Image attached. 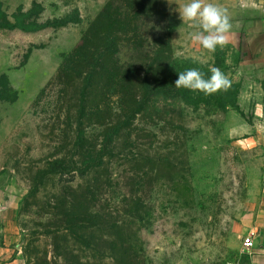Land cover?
Instances as JSON below:
<instances>
[{
    "label": "rangeland",
    "instance_id": "1",
    "mask_svg": "<svg viewBox=\"0 0 264 264\" xmlns=\"http://www.w3.org/2000/svg\"><path fill=\"white\" fill-rule=\"evenodd\" d=\"M111 1L44 0L34 8L32 0H0L12 22L31 11L34 30L0 32V206L6 208L0 262L59 264L54 238L46 234L58 226L59 185L81 179L76 173L59 178V156L73 152L59 128V88L50 83ZM184 2L164 0L165 17L145 22V50L154 58L170 49L177 92L178 73L190 68L205 78L210 67L219 68L231 87L212 95L185 89L196 102L189 107L155 99L157 116L164 110L160 117L168 122L149 112L125 133L121 154L110 159L104 205L122 214L131 193L138 195L148 218L137 240L143 264L243 263L245 231L264 220V0H204L226 9L232 24L227 45L215 52L192 39L200 29L179 18ZM59 24L65 29H52ZM166 104L177 107L170 111ZM100 131L89 129L88 136L100 143ZM135 157L154 158L156 169L141 163L135 170ZM82 251L88 257L82 264L114 262L104 242L93 259Z\"/></svg>",
    "mask_w": 264,
    "mask_h": 264
},
{
    "label": "trees",
    "instance_id": "2",
    "mask_svg": "<svg viewBox=\"0 0 264 264\" xmlns=\"http://www.w3.org/2000/svg\"><path fill=\"white\" fill-rule=\"evenodd\" d=\"M165 14L164 0H112L50 83L59 88V128L63 143L73 152L72 157L59 156V178L64 173H76L81 179L74 186L59 185L58 226L46 234L54 238V260L59 264H82L88 259L82 249L93 253L91 259L97 257L103 242L113 264H143L137 240L148 218L138 195L131 193L129 208L122 214L105 207L104 195L112 182L110 159L121 154L125 133L135 129L141 116L154 112L158 117L160 108L155 99L177 101L187 107L196 103L184 88L174 90L170 49L159 51L154 58L145 50L147 40L140 35L141 27L152 17L160 22ZM32 18L29 11L12 22L0 6V32L8 36L34 33ZM65 26L53 25L52 29L58 31ZM165 106L170 111L177 107ZM163 113L158 118L168 122V118L160 117ZM89 129L101 130L100 143L88 136ZM133 159L135 170L141 163L152 172L157 167L154 158ZM36 264L45 262L38 260Z\"/></svg>",
    "mask_w": 264,
    "mask_h": 264
},
{
    "label": "clouds",
    "instance_id": "3",
    "mask_svg": "<svg viewBox=\"0 0 264 264\" xmlns=\"http://www.w3.org/2000/svg\"><path fill=\"white\" fill-rule=\"evenodd\" d=\"M177 11L183 23H194L200 29L192 34V39L203 49L215 52L218 47L227 45V33L230 32L232 24L226 9L212 2L205 3L204 0H185L182 5L178 4ZM209 71L211 75L205 78L198 69H187L178 73L175 86L204 95L226 91L231 87V81L219 68L210 67Z\"/></svg>",
    "mask_w": 264,
    "mask_h": 264
},
{
    "label": "crops",
    "instance_id": "4",
    "mask_svg": "<svg viewBox=\"0 0 264 264\" xmlns=\"http://www.w3.org/2000/svg\"><path fill=\"white\" fill-rule=\"evenodd\" d=\"M43 1L44 0H32L31 7H33L35 4L36 5L43 4ZM5 211L6 208L1 206L0 215L5 213ZM245 235H246V239H250L252 242V245L249 248V250L245 252L246 253L245 260H247L251 264H264V220H259L254 227L247 228L245 231ZM1 252L2 251H0V259H3L4 257L2 256ZM0 264H8V263L2 261L0 262ZM11 264H19V261L16 260Z\"/></svg>",
    "mask_w": 264,
    "mask_h": 264
},
{
    "label": "built area",
    "instance_id": "5",
    "mask_svg": "<svg viewBox=\"0 0 264 264\" xmlns=\"http://www.w3.org/2000/svg\"><path fill=\"white\" fill-rule=\"evenodd\" d=\"M0 212H1V206H0ZM1 229H2V227H1V224H0V232H1ZM251 245H252L251 240L250 239H245V241H244V250H245V252H247L249 250ZM226 264H251V263H249L248 261H244L243 263H232L231 262V263H226Z\"/></svg>",
    "mask_w": 264,
    "mask_h": 264
}]
</instances>
